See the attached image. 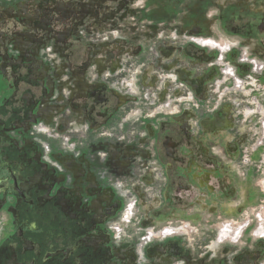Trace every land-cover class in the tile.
<instances>
[{
	"label": "rangeland",
	"instance_id": "374dc122",
	"mask_svg": "<svg viewBox=\"0 0 264 264\" xmlns=\"http://www.w3.org/2000/svg\"><path fill=\"white\" fill-rule=\"evenodd\" d=\"M262 25L264 0H0V57L17 51L26 59L41 54L55 68L61 88L91 83L103 56L107 67L119 63L117 70L128 79L131 67H140L138 77L148 75L150 89L151 80L175 79V64L195 79L194 92L201 98L197 134L211 144L216 176L189 178L182 202L169 205L168 214L160 198L150 199L149 228L136 223V215L117 240L112 227L120 216L108 228L111 245L122 255L120 264H177V255L164 244L169 242L171 250L179 241L189 264H264V72L251 81L239 65L242 50L264 62V29L255 32ZM193 31L205 39L200 45L235 46L227 60L240 86L235 80L218 84L224 78L216 66L218 54L195 45ZM86 60L89 65L79 70ZM210 64L211 70L203 69ZM29 134L38 137L33 128ZM3 209L0 240L8 218ZM147 229L158 236L143 248L140 239ZM165 229L177 233L162 237Z\"/></svg>",
	"mask_w": 264,
	"mask_h": 264
},
{
	"label": "flooded vegetation",
	"instance_id": "af4514ba",
	"mask_svg": "<svg viewBox=\"0 0 264 264\" xmlns=\"http://www.w3.org/2000/svg\"><path fill=\"white\" fill-rule=\"evenodd\" d=\"M263 29V25L258 26L255 32ZM192 34L197 36L200 32ZM34 53L28 59L20 51L2 53L0 57V89H4L1 95L4 103L0 106V212L8 204L3 209L8 218L0 240V264H120L123 258L111 245L108 228L121 212V202L102 203L99 209L76 207L75 199L65 188L58 187L53 178L37 175L46 169V164L36 156L39 148L22 144L15 137L33 127L36 120L31 115L35 106L48 100L49 94L41 79L43 70H39L41 60ZM133 57L130 51L126 55L127 64L131 65ZM109 58L112 59L110 55ZM101 59L98 73L107 76L97 73L88 85L80 80L77 83L87 88L81 107L89 118H101L105 107L115 102L117 97L109 89L110 85L121 89L122 80L134 83L135 87L137 84L136 67H131L133 75L128 79L121 73L122 69L114 74L120 66L115 60L107 67L104 63L107 57ZM88 65L86 60L77 68L84 70ZM73 86L69 85L72 90ZM125 92L131 96L136 94V91ZM113 105L107 109L112 111ZM183 128L174 124L163 135L162 145L171 166V176L166 178L168 198L162 200L165 214L171 210L169 205L182 202L189 178L212 177V173L216 176V157L211 144L204 142L200 135L196 139L189 137ZM176 244L170 250L171 244L167 242L164 248L177 255V264H189L182 241ZM145 259L149 261V253ZM129 261L132 263V258ZM145 263L149 264L141 262Z\"/></svg>",
	"mask_w": 264,
	"mask_h": 264
},
{
	"label": "crops",
	"instance_id": "0c3cea01",
	"mask_svg": "<svg viewBox=\"0 0 264 264\" xmlns=\"http://www.w3.org/2000/svg\"><path fill=\"white\" fill-rule=\"evenodd\" d=\"M37 57L41 60L39 70H43L41 79L49 101L35 106L31 115L36 120L33 127L15 136L22 144L39 148L36 156L46 164V169L37 175L53 178L58 187L65 188L75 199V206L79 208L99 209L102 203L121 202V212L109 223V228L125 207V199L115 187L121 182L137 201L135 222L144 225V229L149 228V200L168 198L166 178L171 176V166L162 145L163 135L169 126L176 124L184 127L189 137L199 136L197 109L201 98L194 92L195 79L185 74V67L175 64V79L151 80L155 85L150 89L148 75L145 74V79L138 77L140 67H136V94L131 96L123 88L110 85L109 89L117 97L112 103L113 110H108L112 106L109 104L101 118H89L81 107L87 88H61L55 68L41 54ZM213 66L203 69L211 70ZM197 69L202 70V66ZM116 73L119 71L115 70ZM167 102L170 106L165 108ZM37 124L51 131V137L43 133L36 136L37 140L49 144V155L35 142L36 137L29 134ZM66 139L74 145L72 151L64 150ZM150 208L154 209L152 204Z\"/></svg>",
	"mask_w": 264,
	"mask_h": 264
},
{
	"label": "built area",
	"instance_id": "2783aa9c",
	"mask_svg": "<svg viewBox=\"0 0 264 264\" xmlns=\"http://www.w3.org/2000/svg\"><path fill=\"white\" fill-rule=\"evenodd\" d=\"M200 40H205L203 38H196L192 37V42L195 43V45H199L203 48H208V49H213L216 50L217 54H218V62L216 64V66L219 67V69H222V75L224 76L223 79L220 80V83H227L230 82L232 80H235L238 82V85L240 86V84H242V80L239 79V77L236 74V70L235 68L231 65V63L227 60L228 55H230L234 49L235 46L230 48L227 47L224 49H222L218 43H216L215 41H213L214 46L210 47L208 45H200L198 42ZM208 41V40H207ZM239 65L241 67V71L243 73H250V75L247 76L248 80H254L253 77L258 76L260 74H262L264 72V62H260L254 58H251L250 55L248 54L247 51H240V55H239ZM230 79V80H229ZM217 84V85H218ZM120 88H124L125 90H128L131 93H134L136 90L135 84L128 81V80H122L121 83L119 84ZM170 106V102H167L165 104V108H168ZM51 132V131H50ZM49 132V130H47L45 128L44 125L42 124H37L34 128V133H43L45 135H47L48 137H51V133ZM43 150L45 152V155H49L51 152V147L49 146V144L47 143H42ZM63 148L64 150L67 151H72L74 149V145H72L70 143L69 140H64L63 142ZM105 154H102V157H105ZM116 189L119 190V192L122 195V198L125 199V207L124 210L122 212L121 218H120V222L118 224H115L112 229L113 232L115 234V239L117 240H121L122 238L125 237V228L132 223L134 217L136 216V211L137 210V201L135 199V197H133V195L125 189L124 185L120 182H117L115 185ZM177 231L175 229H165L163 230L159 235H162V237H167V236H172V235H176ZM158 235L154 232V230H149L147 229L146 231H144V233L141 236L140 239V243L141 246L144 248L147 245H149V243H151L153 241V239L155 237H157Z\"/></svg>",
	"mask_w": 264,
	"mask_h": 264
}]
</instances>
